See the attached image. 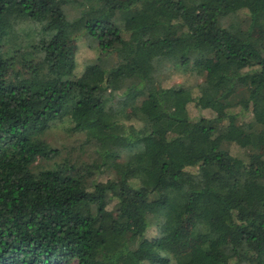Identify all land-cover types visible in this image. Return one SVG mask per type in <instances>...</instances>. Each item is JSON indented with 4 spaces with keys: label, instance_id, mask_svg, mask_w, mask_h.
Wrapping results in <instances>:
<instances>
[{
    "label": "trees",
    "instance_id": "obj_1",
    "mask_svg": "<svg viewBox=\"0 0 264 264\" xmlns=\"http://www.w3.org/2000/svg\"><path fill=\"white\" fill-rule=\"evenodd\" d=\"M0 264H264V0H0Z\"/></svg>",
    "mask_w": 264,
    "mask_h": 264
},
{
    "label": "rangeland",
    "instance_id": "obj_2",
    "mask_svg": "<svg viewBox=\"0 0 264 264\" xmlns=\"http://www.w3.org/2000/svg\"><path fill=\"white\" fill-rule=\"evenodd\" d=\"M237 14H239L238 15L239 17L244 16V12L242 10H238ZM76 46H77V49L75 50ZM76 46H75V43L65 40V42H64L65 53L68 55H74V57H77V54L82 53L84 48H83V46H79L77 43H76ZM78 47H79V49H78ZM78 63H80V59L78 60ZM187 79L188 80H186V77H181L179 75H171L170 80L166 82V85L172 86V85L180 84L184 81H192L189 78H187ZM187 111H188V114L190 115V117H192V118H196L198 115H207L208 114V110H201L200 112H196V110H194L190 105L187 106ZM123 112H124L126 117H129L131 114L130 110H128L126 108L123 110ZM44 139L53 148H56L59 151H61L62 154L66 153V151L71 146L70 144L72 143V141H75L74 137H66L65 134L62 132V130H60V128H56V126H53V125L49 128ZM232 150H233L232 152L235 155H240L239 154L240 152H238L236 149H232ZM68 153H70V152H68ZM73 155H76V153ZM56 161H59V160L57 159ZM100 180L105 181V177H101Z\"/></svg>",
    "mask_w": 264,
    "mask_h": 264
}]
</instances>
